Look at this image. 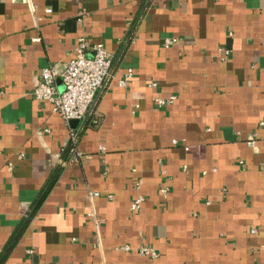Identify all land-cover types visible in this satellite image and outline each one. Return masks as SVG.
Segmentation results:
<instances>
[{"label": "crops", "instance_id": "0c3cea01", "mask_svg": "<svg viewBox=\"0 0 264 264\" xmlns=\"http://www.w3.org/2000/svg\"><path fill=\"white\" fill-rule=\"evenodd\" d=\"M80 36L111 66L72 127L33 89ZM261 120L264 0H0V264H264Z\"/></svg>", "mask_w": 264, "mask_h": 264}, {"label": "built area", "instance_id": "2783aa9c", "mask_svg": "<svg viewBox=\"0 0 264 264\" xmlns=\"http://www.w3.org/2000/svg\"><path fill=\"white\" fill-rule=\"evenodd\" d=\"M14 1V0H12ZM50 12V8L45 9ZM180 41L179 37H166L163 40L165 47ZM111 66V54L105 49L102 42H94L88 44L84 36L78 37L72 56L67 60L62 68L55 65H47L41 68L39 72V82L33 89V94L36 99L48 100L53 104V111L58 113L61 118L69 125L72 119H82L87 113H90L92 105L95 102L96 94L99 88L103 86ZM131 71L128 70L125 77H129ZM61 78L63 89L60 91L56 84V79ZM120 86L125 85V79L118 81ZM150 86H156V82H150ZM175 95L167 97L155 96L153 98L158 107L172 104L175 100ZM94 123L97 120L93 119ZM260 127H264V120L259 122ZM45 131L48 129L45 128ZM77 132L70 130V139L74 143L77 139ZM257 133L253 132L245 143L250 147H255ZM172 143H177L176 139ZM184 150L188 151L189 146H184ZM77 155L80 151H75ZM62 163V162H61ZM140 187V182H136V188ZM167 187L160 188L162 197L167 196ZM92 196H98V192H90ZM144 201V196L139 193L131 202L130 209L137 210ZM88 216L95 218L93 210L88 212ZM120 249L129 250L128 246H121ZM141 255L156 257L157 251L149 246H139L137 249Z\"/></svg>", "mask_w": 264, "mask_h": 264}, {"label": "water", "instance_id": "95a60500", "mask_svg": "<svg viewBox=\"0 0 264 264\" xmlns=\"http://www.w3.org/2000/svg\"><path fill=\"white\" fill-rule=\"evenodd\" d=\"M56 82H57V85H58V88L59 90L61 91L63 89V83L61 81V78H57L56 79ZM78 123V120L77 119H72L70 120L69 124L72 126V127H75Z\"/></svg>", "mask_w": 264, "mask_h": 264}]
</instances>
